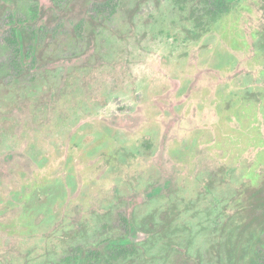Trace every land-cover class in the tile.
Instances as JSON below:
<instances>
[{
	"label": "rangeland",
	"instance_id": "1",
	"mask_svg": "<svg viewBox=\"0 0 264 264\" xmlns=\"http://www.w3.org/2000/svg\"><path fill=\"white\" fill-rule=\"evenodd\" d=\"M0 2V264L152 234L127 264L226 263L264 184V0Z\"/></svg>",
	"mask_w": 264,
	"mask_h": 264
},
{
	"label": "trees",
	"instance_id": "2",
	"mask_svg": "<svg viewBox=\"0 0 264 264\" xmlns=\"http://www.w3.org/2000/svg\"><path fill=\"white\" fill-rule=\"evenodd\" d=\"M35 18V16L32 17L30 22H33ZM26 24V21H16L10 27L13 37L6 38V44L9 47L10 45L13 46L12 42L15 43L14 39L18 34L20 35V40H18V37L16 38L17 53H21L20 56L22 57L20 59L24 64L32 60L30 59L31 52L28 53L26 50L29 44L28 39H26L28 35L24 26ZM244 210L250 212L251 216L245 224L240 225L242 227L240 228V236L237 237V240H230V247H226V263L222 262L219 258V264H264V184L252 190L250 200L247 203V209ZM251 226H253L250 230L251 232H249L247 237H244L246 230ZM153 238L155 239V235H150L149 240L142 244V249L124 241H110L99 249L95 245L92 248H87L86 245H75V248L73 247L72 249L73 256H65L60 264H127L133 261L135 256L141 255L140 253L143 250H149V247L152 246V244L149 245V241H154ZM244 240H246L245 243ZM155 244H157L156 241ZM239 251L241 252L239 253ZM218 256L223 257L220 253H218Z\"/></svg>",
	"mask_w": 264,
	"mask_h": 264
},
{
	"label": "water",
	"instance_id": "3",
	"mask_svg": "<svg viewBox=\"0 0 264 264\" xmlns=\"http://www.w3.org/2000/svg\"><path fill=\"white\" fill-rule=\"evenodd\" d=\"M142 237H143V236H137V237H135V238H134V237H131V241L134 242V241L137 240L138 238H142Z\"/></svg>",
	"mask_w": 264,
	"mask_h": 264
},
{
	"label": "flooded vegetation",
	"instance_id": "4",
	"mask_svg": "<svg viewBox=\"0 0 264 264\" xmlns=\"http://www.w3.org/2000/svg\"><path fill=\"white\" fill-rule=\"evenodd\" d=\"M123 221L125 222V219H123Z\"/></svg>",
	"mask_w": 264,
	"mask_h": 264
}]
</instances>
